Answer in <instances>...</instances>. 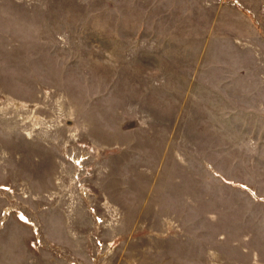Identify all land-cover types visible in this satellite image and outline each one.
<instances>
[{
  "label": "rangeland",
  "instance_id": "1",
  "mask_svg": "<svg viewBox=\"0 0 264 264\" xmlns=\"http://www.w3.org/2000/svg\"><path fill=\"white\" fill-rule=\"evenodd\" d=\"M0 264H264V0H0Z\"/></svg>",
  "mask_w": 264,
  "mask_h": 264
}]
</instances>
